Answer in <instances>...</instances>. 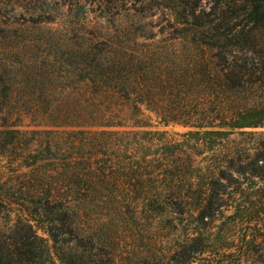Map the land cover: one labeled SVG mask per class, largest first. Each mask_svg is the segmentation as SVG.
I'll return each instance as SVG.
<instances>
[{
    "label": "trees",
    "instance_id": "16d2710c",
    "mask_svg": "<svg viewBox=\"0 0 264 264\" xmlns=\"http://www.w3.org/2000/svg\"><path fill=\"white\" fill-rule=\"evenodd\" d=\"M200 1L165 39L122 27L72 41L69 109L0 70V152L27 133L13 114L51 128L72 117V156L0 173V264H264V132L251 130L264 128V0ZM155 121L190 129L174 141ZM52 131L29 130V144ZM125 212L157 215L171 249L116 257ZM142 231L129 241L163 244Z\"/></svg>",
    "mask_w": 264,
    "mask_h": 264
},
{
    "label": "rangeland",
    "instance_id": "374dc122",
    "mask_svg": "<svg viewBox=\"0 0 264 264\" xmlns=\"http://www.w3.org/2000/svg\"><path fill=\"white\" fill-rule=\"evenodd\" d=\"M186 5V0H0V70L8 74L17 87L28 86L30 90L31 85L35 87L36 99L41 102H64L68 108L72 103V61L75 60L72 58V41L119 34L122 27H126L130 36L136 38L140 44H147L151 39H165L172 35V29L168 26L174 19L181 18L180 13H186L183 12L188 9ZM199 5L207 11L211 0H201ZM62 91H65V94H62ZM11 117L19 123L17 127L27 133L24 134L25 138L19 141L20 144L0 152V173L4 177L14 172H24L34 162L51 169L62 153L72 156L70 112L64 118L63 124L53 128L34 126L29 116L24 114H13ZM36 121H39V118ZM3 128L5 127L0 126V129ZM32 129L54 131L43 133L41 147L34 148L29 144L35 138V135L29 132ZM189 129L180 124H164L157 121L153 122L151 128L163 132L174 141H179ZM251 130L264 132V128ZM50 137L57 140L62 138V142L58 144L60 149L50 146ZM88 216L89 220L105 217L99 212L89 213ZM154 216L157 215L144 216L141 213L140 217L133 219L125 212L120 217L119 220L127 225L118 233L119 236L117 235L121 244L115 248L116 257L124 259L123 257L130 253L171 249L172 244L169 241L174 239L172 233L175 230H164L161 227L157 229ZM148 218L149 220H146ZM152 218L155 219L153 225L150 224ZM139 225L140 230H143V237H158L163 239V244L152 247L139 241L130 242V237L140 231ZM113 235L115 234L111 236ZM117 262L136 264L139 261Z\"/></svg>",
    "mask_w": 264,
    "mask_h": 264
}]
</instances>
